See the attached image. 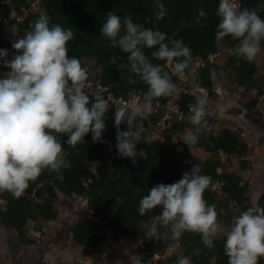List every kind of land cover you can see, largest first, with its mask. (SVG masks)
<instances>
[{"label": "trees", "instance_id": "16d2710c", "mask_svg": "<svg viewBox=\"0 0 264 264\" xmlns=\"http://www.w3.org/2000/svg\"><path fill=\"white\" fill-rule=\"evenodd\" d=\"M161 2L165 5L167 14L163 20L156 22L153 15L156 10L154 0H0V48L8 49L11 57L13 50L11 46L5 45L3 35L16 32L17 28L21 33L30 29L33 21L41 13H45L50 17V23L73 28L76 39L69 42V55L79 58L87 70L88 82L92 85L89 91H99L107 100V94L111 93L114 98L125 99L140 95L144 101L147 91L146 86L140 83L138 78L132 77L136 82L129 83L131 74L127 70L119 71L109 63L113 54L123 55L119 49L109 48L108 41L100 34L105 14L110 10L121 16L130 15L134 22L143 23L146 27L156 23L161 31L172 38H182L192 50L190 74L195 60L198 58L204 60V64L191 75L190 83L176 76L172 77L177 88L183 85L181 89H185L186 92L180 90L174 100L181 115L172 112L169 123L163 128L167 134L161 136L152 134L164 114L162 108L150 114L148 120H144L139 131L142 136L150 137L152 143L140 142L136 147L137 150L146 149V159L137 156V162L133 165L131 159L118 156L116 149L109 150L112 144H116L113 110L110 109L106 116V130L102 134L105 142L94 143L91 134H88L85 137L86 143L78 145L77 150L67 149L70 153L71 168L61 170L62 178L45 171L35 182L30 183L19 198H13L7 192L0 193V225L9 229L20 243L26 245L35 243L34 238L26 236V225L29 220L37 223L51 222L57 217L58 211L54 204L58 192L67 197H82L85 199L88 213L92 211L93 218L87 213H81L73 222L71 229L72 242L81 248L83 255L89 256L92 250L104 246L107 231L114 241L121 237H137L144 224L153 221L154 218L153 212L144 216L138 213L141 197L158 183L170 184L179 180L183 172L192 168L200 174L212 177L216 182L214 189L205 191L204 198L209 204H215L218 219L223 221L224 227L231 225L233 217L256 202H251L248 196L252 188L251 183L242 175V172L251 170V162L247 156L252 147L248 145L240 129L223 126L222 122L216 120L215 115L209 117L207 127L198 132L199 142L191 145L193 149L202 151L200 154L202 157L192 153L189 145L184 144L178 135L192 129L189 116L191 105L194 103L193 93L199 94V87L206 90L207 96L216 97L215 88L225 73L226 76L232 77L235 84L233 92L237 91L241 96H246L248 92L256 90L257 96L249 100L246 105L247 111L257 107L260 95H263L261 102L264 104L262 85L253 77L257 66L254 62L248 63L233 54L228 55L222 65L208 59L210 55L218 52V44L228 50L238 43L232 41L230 37L222 41L215 39V26L218 23L215 11L219 0H161ZM237 2L242 8L255 9L264 19V0ZM197 9H203L208 14L200 25L195 24ZM262 43L264 44V41ZM148 54L150 56V52ZM154 63H160L164 70H168L165 62ZM0 71L8 69L0 67ZM168 99L170 97L160 98L153 101V105L159 103L162 106ZM207 107L212 112L209 104ZM120 127L121 130H126V125L122 124ZM255 131L258 135L259 129ZM66 139L67 137H62V140ZM222 155L225 160L221 158ZM232 158L237 160L236 169L229 164ZM241 181L243 187L238 186ZM115 201L119 202L118 206L109 213L108 210ZM259 203L264 206V191L259 196ZM230 207L232 211L229 210ZM154 212L158 214L159 207ZM39 229L42 232L41 226ZM166 233L167 229L162 231L160 227L157 239L143 236L141 241L144 242V246L137 247L139 253L135 258H138L141 264H171L170 260L163 259L166 254L165 248L170 243L177 242L181 254L173 252L172 260L177 256H188L191 264H227V257L223 253V235L214 242V248L208 249L201 243L197 234L184 233L175 240L171 239L169 234V239L164 240L162 237ZM194 248H200L198 256L193 254ZM155 255L158 257L155 258ZM260 264H264V259Z\"/></svg>", "mask_w": 264, "mask_h": 264}, {"label": "clouds", "instance_id": "9594fccd", "mask_svg": "<svg viewBox=\"0 0 264 264\" xmlns=\"http://www.w3.org/2000/svg\"><path fill=\"white\" fill-rule=\"evenodd\" d=\"M154 3L153 15L159 22L167 14L165 5L161 0ZM196 13L195 24L200 25L208 14L203 9H197ZM215 15L218 18L215 39L222 41L230 37L238 42L232 54L248 63L254 62L262 51L264 19L255 9L242 8L237 0H219ZM105 16L100 34L108 41L109 48L119 49L123 54H113L109 63L119 71L127 70L131 74L129 83L136 82L132 77L138 78L146 86V99L131 107L113 106L101 92H90L92 85L88 82L87 70L79 58L69 55V42L76 39L72 27L50 23V17L41 13L23 35L17 28L11 41V57L8 49L0 48V67L8 69L0 74V193L19 198L45 171L62 178L61 170L71 168L67 149L77 150L78 145L86 143L88 134L94 143L105 142L102 134L110 109L114 116L117 154L131 159L135 165L137 156L147 157L146 149L137 150V144L152 143L139 129L151 114L153 101L171 98L180 90L186 92L178 90L172 79L176 76L186 80L190 74L192 50L182 38H172L156 23L146 27L134 22L130 15L121 16L110 10ZM208 59L211 60L210 56ZM154 61L165 62L168 70ZM193 98L189 116L192 129L181 140L187 146L199 142V130L206 128L208 118L214 115L208 110L206 96L194 92ZM122 124L126 130H121ZM238 186L243 187V181ZM215 187L212 177L192 168L173 183H158L148 189L138 206L141 216L154 213L146 236L157 239L160 227H165L168 233L162 237L164 240L169 239V234L175 240L184 233H192L200 236L206 248L212 249L223 233L227 264H260L264 259V206L259 203V197L233 217L225 233L215 204H209L204 198L205 191ZM157 207L158 214L154 212ZM200 251L194 248L193 254L198 256ZM172 256L169 250L163 259L170 260L171 264H191L188 256H177L174 260ZM130 264H141V261L132 258Z\"/></svg>", "mask_w": 264, "mask_h": 264}, {"label": "rangeland", "instance_id": "374dc122", "mask_svg": "<svg viewBox=\"0 0 264 264\" xmlns=\"http://www.w3.org/2000/svg\"><path fill=\"white\" fill-rule=\"evenodd\" d=\"M1 15L3 16L2 10ZM13 33L4 34L2 37L7 47L11 46V41L15 39ZM20 35H23V32ZM233 48L227 50L226 47L218 44V52L210 55V58L215 64L222 65L227 60L228 55H232ZM261 49L262 51L254 60L257 70L253 77L262 85L264 93L263 43H261ZM165 66L167 67L166 64ZM4 72L6 71H0V74ZM191 75L192 73L189 74L186 80L182 79V81L190 83ZM182 86L177 89L180 90ZM234 86L232 77L226 76L225 73L215 88L217 92V87H220L218 89L220 94L217 92L216 97L207 96L206 90L199 87L198 92L200 95L207 97L209 109L214 113L216 120L220 121V123L222 122L223 126L240 129L242 135L247 139L248 145L252 147V151L247 156V159L251 162V170L242 172V175L251 183L252 188L248 196L251 202H255L257 197L264 191V104L261 102L263 95L259 96L257 107L247 111L246 105L250 99L257 96L256 90L248 92L246 96H241L239 92H233ZM163 128V119H161L160 124L153 129V136L167 134L163 131ZM255 129H259L258 135L255 134ZM178 136L182 140L184 133ZM189 147L192 153L202 157L200 155L201 150H195L191 145ZM115 149V144H113L111 150ZM221 158L224 159L223 155ZM229 164H231L233 169L237 168L236 159L232 158ZM118 203V201H115L111 204L108 212L112 213ZM54 206L57 208L58 214L53 221H39L41 225L32 220L27 222L26 236L34 238L35 243L29 245L20 243L9 229L0 225V264H127L139 253L137 247L144 246V242H139L146 235L145 231L153 222L151 220L144 224L142 231L137 237H121L118 241H114L110 232L107 231L105 245L98 250H92L89 256H85L81 248L75 246L71 239L73 222L81 213H87L90 218H93L92 211L88 213L86 210L85 199L80 196L67 197L58 192ZM231 209L232 207L229 208V210ZM39 226H41L42 232ZM230 226L224 227L225 233L230 229ZM161 229L166 231L167 228L161 227ZM165 249L166 253L171 250L179 255L181 254L177 242L170 243ZM157 257L158 255H155V258Z\"/></svg>", "mask_w": 264, "mask_h": 264}, {"label": "built area", "instance_id": "2783aa9c", "mask_svg": "<svg viewBox=\"0 0 264 264\" xmlns=\"http://www.w3.org/2000/svg\"><path fill=\"white\" fill-rule=\"evenodd\" d=\"M203 64V60L198 59L195 62L194 67L192 70H196V67ZM192 71V72H194ZM177 95H173L170 99L167 100V102L160 106L159 103H156L153 105L152 113H156L159 108H162L164 110V114L162 115L161 119H163V125H167L170 121L172 112L178 113L181 115V111L179 110L178 106L174 103V100L176 99ZM107 98L110 102L120 105V104H127L129 107H131L133 104H135L137 101L143 102L142 97L140 95H135L130 99H125L123 97L114 98L111 93L107 94ZM160 119V121H161ZM148 120V117L146 118ZM160 121L158 122L160 124Z\"/></svg>", "mask_w": 264, "mask_h": 264}, {"label": "water", "instance_id": "95a60500", "mask_svg": "<svg viewBox=\"0 0 264 264\" xmlns=\"http://www.w3.org/2000/svg\"><path fill=\"white\" fill-rule=\"evenodd\" d=\"M218 89H220V87H217V92H218ZM218 94H220V93L218 92Z\"/></svg>", "mask_w": 264, "mask_h": 264}]
</instances>
